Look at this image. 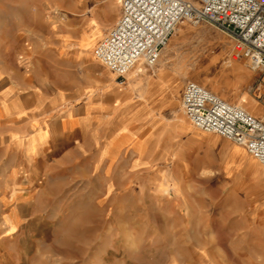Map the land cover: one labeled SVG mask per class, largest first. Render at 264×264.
<instances>
[{
	"label": "rangeland",
	"instance_id": "374dc122",
	"mask_svg": "<svg viewBox=\"0 0 264 264\" xmlns=\"http://www.w3.org/2000/svg\"><path fill=\"white\" fill-rule=\"evenodd\" d=\"M115 1L118 15L121 0ZM43 18L68 21L58 12L22 6L16 17L0 14V23L32 25ZM33 31L0 29V69L46 80L54 64H65L70 85L88 79L79 31L65 45L31 44L27 37L36 42L37 31L47 32ZM235 53L233 39L208 22L177 25L158 62L175 71L171 89L177 104H151L150 123L133 126L146 138L145 156L136 154L144 141L122 129L123 104H98V123L69 137L60 120L71 105L52 110L47 104H17L23 118L1 116L0 264H264V165L242 145L199 129L180 104L185 82L194 80L243 106L240 96L248 93L264 109L257 99L259 73L252 71L243 94L234 92L236 83L245 85L240 64L250 70ZM50 54L65 60H47ZM93 58L105 82L123 86ZM176 116H184L189 128ZM31 120L48 122L50 148L70 150V160L25 155V145L35 151L43 142L17 141L30 136Z\"/></svg>",
	"mask_w": 264,
	"mask_h": 264
},
{
	"label": "crops",
	"instance_id": "0c3cea01",
	"mask_svg": "<svg viewBox=\"0 0 264 264\" xmlns=\"http://www.w3.org/2000/svg\"><path fill=\"white\" fill-rule=\"evenodd\" d=\"M22 6H25L27 11L58 12L62 18L68 19V21H57L54 18H43L38 24L34 22L32 25H25L17 20L0 23V29L12 28L19 30L26 28L32 30L30 35L35 34L34 29H46L47 32L37 31L36 42L34 36L27 37L31 39L30 43L35 45L48 44L53 41L65 45L74 30H77L80 33L79 45L86 46L88 39L93 36L96 38L94 43V46H96L108 33V31L106 33L105 31L116 24L121 14V10H119L117 15L115 0H0V14H4L9 18L13 15L16 17ZM18 35L21 36V32H18ZM82 48H80L81 51ZM83 55L86 62H88V79L76 86L70 85L68 79L70 71L65 67V64L62 65V68L54 64V69L49 70L46 74V80H29L26 74H22V78H19L18 75L12 74L8 69H0V117L6 116L11 119L12 116H15L17 120L23 118L25 112L17 104H47L52 110L71 105L62 113L60 120L63 133L69 137L70 132L79 131V133L85 134L91 124L98 123V104H114L116 109H118L119 104H123L122 109L126 110L127 120L122 129L127 128L144 141L143 152L136 151V154L145 156L146 138L141 137L133 126L140 123L143 125L150 123L151 104H177L175 94H172L173 90L171 89L172 84L177 81L175 71L168 68L166 64L160 66L158 63L157 67H155L157 64L153 67L141 64L146 70L139 71L138 68L136 69L139 65L137 64L128 73V77L131 78L127 79L126 84L120 87L104 81L103 74L95 69L97 61L93 58L92 53L87 56L83 53ZM94 57L96 58L95 55ZM34 59H42V55H37ZM46 59L50 61L65 60L64 58H55L54 54L48 55ZM240 69L246 78L245 85L236 83L233 86V90L237 95L243 94L253 79L251 70L242 67V64H240ZM36 75L32 74V76ZM25 76L27 79H25ZM188 81L185 82V85ZM184 87L180 94V104L185 113L182 106ZM247 98H250V101H247ZM240 99L244 103L246 102L247 107L255 109L257 106L251 100L256 98L248 93L240 96ZM253 114L262 117L264 111ZM183 117L176 116L180 122L179 125L184 129H188L189 127L183 121ZM28 124L31 126L32 133L29 137H20L17 141L28 143L42 140L43 142L35 144L34 147L37 148L35 151L33 149L30 151L31 146L24 144L26 156L56 158L58 163L63 162L65 159L70 160L69 158L72 156L70 150L60 152L54 147L50 148L49 143L52 142V137L48 122L31 120Z\"/></svg>",
	"mask_w": 264,
	"mask_h": 264
},
{
	"label": "built area",
	"instance_id": "2783aa9c",
	"mask_svg": "<svg viewBox=\"0 0 264 264\" xmlns=\"http://www.w3.org/2000/svg\"><path fill=\"white\" fill-rule=\"evenodd\" d=\"M121 0L116 24L94 48L96 58L110 69L120 85L137 65L155 66L177 25L205 21L230 36L235 56L260 74L264 105V0ZM182 106L198 128L242 145L264 165V115L256 116L227 101L205 85L189 80Z\"/></svg>",
	"mask_w": 264,
	"mask_h": 264
},
{
	"label": "bare ground",
	"instance_id": "6f19581e",
	"mask_svg": "<svg viewBox=\"0 0 264 264\" xmlns=\"http://www.w3.org/2000/svg\"><path fill=\"white\" fill-rule=\"evenodd\" d=\"M92 33V32H91ZM94 33V32H93ZM92 33V34H93ZM95 41H96V38L95 37H90L89 39H88V43H87V45L86 46H84L83 45V48H82V52L87 56L88 54L90 55L91 53H92V49H93V47H94V43H95ZM85 44V43H84ZM81 50V49H80ZM94 56V55H93ZM139 69V71H144V68L141 66V64H139L137 67H136V69ZM117 82V81H116ZM258 99V98H257ZM252 101L254 100V99H251ZM256 100V99H255ZM259 100V99H258ZM254 102H257V101H254ZM259 103V102H258ZM242 104H244V103H242ZM254 104H256V103H254ZM244 107L248 110L249 109V107H247V106H245L244 105ZM250 110V109H249ZM255 110H257L256 112H260V111H262V110H264L263 109V107L261 106V105H257L256 106V108H255ZM200 129V128H199ZM253 166H255V167H257V168H259L260 169V166H259V164L258 163H254L253 164Z\"/></svg>",
	"mask_w": 264,
	"mask_h": 264
}]
</instances>
